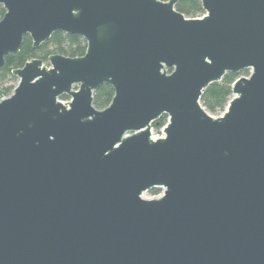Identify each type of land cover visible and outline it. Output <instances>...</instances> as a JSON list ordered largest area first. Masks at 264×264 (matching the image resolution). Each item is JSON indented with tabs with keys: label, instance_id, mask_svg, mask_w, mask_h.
<instances>
[{
	"label": "water",
	"instance_id": "water-1",
	"mask_svg": "<svg viewBox=\"0 0 264 264\" xmlns=\"http://www.w3.org/2000/svg\"><path fill=\"white\" fill-rule=\"evenodd\" d=\"M179 1L0 0V68L26 35L87 42L0 89V264H264V0L197 18ZM243 70L208 113L204 91Z\"/></svg>",
	"mask_w": 264,
	"mask_h": 264
},
{
	"label": "trees",
	"instance_id": "trees-1",
	"mask_svg": "<svg viewBox=\"0 0 264 264\" xmlns=\"http://www.w3.org/2000/svg\"><path fill=\"white\" fill-rule=\"evenodd\" d=\"M169 1V0H161ZM175 8L183 13L186 17L197 18L205 14L202 8L201 0H180ZM5 15V9L0 4V20ZM87 42L79 35H71L64 32H56L51 38L43 43L40 48H33V41L29 35L24 37L21 48L15 54H9L5 57V64L0 68V89H3L7 95L12 94L18 83V78L13 75V70L23 67L26 62L31 59L38 58L48 64L50 56L59 54L68 57H81L86 53ZM250 70H243L239 73H227L220 82L211 84L201 97V104L211 115L222 114L229 100L232 97V86L236 79L240 76H249ZM114 88L104 84L94 93L93 104L97 109H105L111 103L114 97ZM63 100L69 99L66 96ZM168 116L163 115L152 124V128L156 132L167 124ZM151 195H159L162 192L161 188H154L150 191Z\"/></svg>",
	"mask_w": 264,
	"mask_h": 264
},
{
	"label": "rangeland",
	"instance_id": "rangeland-1",
	"mask_svg": "<svg viewBox=\"0 0 264 264\" xmlns=\"http://www.w3.org/2000/svg\"><path fill=\"white\" fill-rule=\"evenodd\" d=\"M204 15V14H203ZM202 15V16H203ZM201 16V17H202ZM18 84V83H17ZM60 100L62 101V102H64V103H67L68 101H70V98L67 100V99H65V100H63L62 99V97L60 98ZM221 115V114H220ZM213 116H215V115H213ZM217 116V115H216ZM219 116V115H218ZM152 135L154 136V137H162L163 135H164V130H163V128L160 130V132H156L153 128H152ZM152 196L153 195H151L150 194V192H147V193H145L144 194V197L145 198H148V199H150V198H152Z\"/></svg>",
	"mask_w": 264,
	"mask_h": 264
},
{
	"label": "built area",
	"instance_id": "built-area-1",
	"mask_svg": "<svg viewBox=\"0 0 264 264\" xmlns=\"http://www.w3.org/2000/svg\"><path fill=\"white\" fill-rule=\"evenodd\" d=\"M165 127V126H164ZM164 127H163V130H164ZM155 138H158V137H155ZM163 191V190H162ZM147 193V192H146ZM162 194V192L159 194V195H154V196H152V198H157V197H159L160 195ZM145 198V197H144Z\"/></svg>",
	"mask_w": 264,
	"mask_h": 264
}]
</instances>
